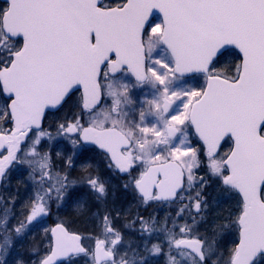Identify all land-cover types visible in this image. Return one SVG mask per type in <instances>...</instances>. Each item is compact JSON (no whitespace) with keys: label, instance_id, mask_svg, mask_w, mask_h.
<instances>
[{"label":"snow or ice","instance_id":"1","mask_svg":"<svg viewBox=\"0 0 264 264\" xmlns=\"http://www.w3.org/2000/svg\"><path fill=\"white\" fill-rule=\"evenodd\" d=\"M6 3L0 9V92L8 100L0 112L6 121L0 125V178L15 163L33 173L38 167L41 179L23 219L9 228L7 209L0 219V264L12 233L21 235L49 216L53 196L60 200L67 189L66 176L45 186L52 176L41 142L51 136L41 121L46 109L67 104L76 92L81 96L72 120L59 125L61 133H77L74 148L91 144L103 150L110 168L132 177L144 203L187 200L177 217L187 213L190 223L173 221L178 230H163L168 264H209L225 230L238 238L227 256L212 264H264V0ZM154 12L161 14L159 22H150ZM229 46L238 50L241 62L234 73L223 74L216 70L217 58ZM159 49L164 55L156 58ZM194 73L203 75L204 87H176ZM134 88L151 90L138 113L130 96ZM188 127L200 148L188 140ZM222 142L232 147L220 155ZM201 167L205 176L197 175ZM213 178L237 200L238 211L222 217L226 223H216L212 238L201 239L194 226L204 218V192ZM87 183L98 196L106 194L99 178ZM104 223L105 235L93 248L63 223L45 229L47 251L39 264H73L81 255L91 264H147L161 254L159 243L145 244L148 256L136 252L125 259L119 255L120 233L108 216ZM156 231L155 222L141 218L142 235Z\"/></svg>","mask_w":264,"mask_h":264},{"label":"rangeland","instance_id":"2","mask_svg":"<svg viewBox=\"0 0 264 264\" xmlns=\"http://www.w3.org/2000/svg\"><path fill=\"white\" fill-rule=\"evenodd\" d=\"M1 7L5 8L4 5ZM163 55L164 53L162 49H159L157 50L156 53H154V56L156 58H161ZM233 58L234 55L232 52H228L224 56L220 57V59L216 63V70L219 71L220 68L225 66L227 63L233 61ZM230 73H234V72L230 70V72L228 71L223 74H230ZM203 78H195V77H190V79L183 78V80L179 82L176 85V87L200 89L201 87L205 86V78L204 79ZM146 92L148 93V98H150L151 96L150 89L134 88L130 91V96L135 101V104L133 105L134 108L139 110L141 107H143L142 100L144 99V94ZM74 102L75 99L72 98V100L69 101L67 104H65L60 111L49 115L48 118L46 119V124L43 127V129L51 136V139L45 137L41 142L42 154L44 152H47L50 155L51 167L49 171L52 176V180H48V178L45 179L49 183H54L55 178L57 176L61 178L66 176L67 177L66 183L68 185L63 195V198L57 200L54 195L51 202H54L57 206H61V208L65 211V216H68L69 218L71 216L73 223H76L77 225L84 227L85 230L88 232L90 231L88 235L83 234L84 243L87 245L88 248H93L95 239L97 237L100 238L104 237L105 235L104 217L108 216L109 224L111 226H114V228L120 233L122 237L121 244L119 245L120 256H123L125 259H128L134 253L138 252L140 254V257H145L148 256V253L144 250V245L146 244L148 248H151L153 244L159 243L162 246L163 249L162 252L166 251V254L164 255V259H165V257L168 256L169 249L167 246V241L163 230L166 227L173 229V221H176L177 225H183L186 221L190 223L187 213H185L183 217H177L178 209L184 203H187V200L177 201L172 206L158 207L153 205L152 203L142 202V200L138 198L135 192H133L132 190H127L128 191L127 192L125 190L126 188H123L125 190L124 192L118 191L120 192V194L118 195L117 192H106V194L102 197L98 196L97 193L94 191L92 192L87 191L86 193L80 192L81 188L76 187V185L78 184V179L76 178L77 176L76 171L79 168V164L77 161L78 147L74 148L71 143V139H73L74 137H70L67 133H61L59 131L60 124L72 120V117L75 114L73 110ZM2 107H3L2 100L0 98V108ZM173 107L175 108V105ZM0 125H3V120H0ZM186 134L188 140L192 143V145L194 147L199 148L196 145V142L194 140L195 137L190 127L186 129ZM226 148H228V145H226V147H224L223 150H226ZM223 154L224 153L222 154L220 153V155ZM201 158L202 159L205 158L203 154L201 155ZM69 160L71 161V163H69ZM53 165H56V167L52 168ZM26 166L27 165H21L20 167H16L12 171L11 175L7 179V184H6L7 187L11 185L9 183L10 177H12L14 174L22 175L23 167ZM196 171L198 176H205L204 167H201ZM37 172L40 174L38 167H37ZM24 174L26 173L24 172ZM25 184H28L27 180ZM216 185L215 183L210 182L206 187L205 192H207L208 189L210 188L213 191L214 196L224 195L223 193L218 194V189H217L218 185L217 186ZM30 189H31V185H30ZM30 189L23 188L21 190H17L16 192L12 193L13 199L11 204L22 203L24 207L29 205L30 202L32 201V193L34 194L35 197L38 187L32 190V193ZM93 194L99 197L97 200V203L99 205H95V207H98L96 208L97 209L96 213L94 214L93 212H91L92 217L84 213L81 214L80 213L81 206H83L82 202L88 200V198H93L94 197ZM222 197L224 199H220V202L221 201L225 202L226 197L224 196ZM217 202L219 201L213 199V204H216ZM26 210L27 209L19 211L17 212V214L15 213L8 215L9 228L17 224L19 220L23 219L21 213ZM82 212H84V210ZM50 215L54 217L53 221L58 220V218L52 212H50ZM77 215L83 216V220L79 219ZM157 217H167V219L162 221L160 224H157L156 221H154L155 220L154 218ZM222 217H226V215L212 216L211 213L209 214V217L207 218V221L205 223L202 222V220L198 219L197 222L198 224L194 226L196 234L202 237L204 230L208 231V229L206 228L213 222V218H215L216 221H220ZM141 218H143V221L148 222L149 224L155 222V227L157 228V231L154 232L151 236H148L146 234L142 235ZM92 219H96L97 224L93 225ZM82 221L84 224L79 223ZM223 222L224 221L222 220V223ZM50 224L51 222L47 221L46 217H43L35 221L31 226H29L27 231H25L23 234L16 235L13 232L12 244L9 247L7 254L2 257L3 264H39L41 257H43L47 251L48 240L46 238V234L44 230L49 229ZM173 230L176 231L178 229H173ZM94 231L97 232L94 233ZM229 231H231V234H233L232 239H234L235 231L226 230L225 233L228 234ZM204 237H202L201 239H203ZM208 237L212 238L210 234ZM0 239H2L1 236ZM226 239L227 237H224L223 241H225ZM173 255H175V252H173ZM213 256H217V253H215ZM177 259H180V257L177 256ZM148 261H150V258L148 259ZM212 261H214V259ZM73 264H91V258L89 256L77 258L74 259Z\"/></svg>","mask_w":264,"mask_h":264},{"label":"flooded vegetation","instance_id":"3","mask_svg":"<svg viewBox=\"0 0 264 264\" xmlns=\"http://www.w3.org/2000/svg\"><path fill=\"white\" fill-rule=\"evenodd\" d=\"M121 2V0H105V3L107 4H112V5H116L119 4ZM159 18L158 17H154L151 22H159ZM239 62H240V58H239ZM126 82H128L129 84H133L135 83L134 78L131 77H125L124 78ZM0 96L1 92H0ZM74 99L75 101L79 100L80 96H81V92H76L74 95ZM3 99V98H2ZM4 104H5V108L7 106L5 100H3ZM1 109V108H0ZM137 113H138V109ZM82 123L86 124L87 123V117L84 118V120L82 121ZM6 124V121L3 120V125ZM8 127H11L10 124L7 125ZM77 133H73V137H76ZM77 160H78V164H79V168L77 169V173H78V184L77 186L79 188H88L91 189L89 184L87 183V180L89 177H97L99 178V180L101 182H103L106 191L110 190L115 191L116 189L120 190L123 188H126V190H134V186L131 184V180L132 177L128 176L127 174L121 175L119 173V171H117L115 168H110L109 165V161L106 158V155L102 152H100L96 147L91 146V145H83L81 144L80 146H78L77 149ZM14 164L7 169L6 171V175L7 176L12 169L14 168ZM138 175V172L134 171L133 172V176ZM5 176L2 180V178H0V196L2 194V188L6 187L7 181L5 179ZM9 176V175H8ZM2 180V181H1ZM9 183H15V185L17 184V177L14 176L13 178L10 177L9 179ZM125 185H128V187H125ZM6 189V188H5ZM7 192V191H6ZM5 191L3 193H6ZM1 204V203H0ZM16 205V203H15ZM11 208V207H10ZM16 212V208L13 209ZM5 212V208H2V206L0 207V218L2 216L1 219H3V215ZM8 215H11V213L8 211ZM165 229H170L169 227H166ZM226 242H223V244H218V247L220 249H218L217 251V256H212L211 259L209 260V264H212V260H216L218 261L221 256L226 257L228 252L231 250L229 248V245H226ZM166 254V251L161 252V254H159L158 256H153L150 257V261H147V264H168V256L165 257L164 259V255Z\"/></svg>","mask_w":264,"mask_h":264},{"label":"trees","instance_id":"4","mask_svg":"<svg viewBox=\"0 0 264 264\" xmlns=\"http://www.w3.org/2000/svg\"><path fill=\"white\" fill-rule=\"evenodd\" d=\"M62 219H64L65 225L67 227H69L70 229L75 230V231H79V232H82V233L86 232V230H85L84 227H81L80 225H77L76 223H73L72 222L73 220L71 218L62 217ZM79 223L84 224L83 221L82 222H79ZM86 233H88V232H86Z\"/></svg>","mask_w":264,"mask_h":264},{"label":"water","instance_id":"5","mask_svg":"<svg viewBox=\"0 0 264 264\" xmlns=\"http://www.w3.org/2000/svg\"><path fill=\"white\" fill-rule=\"evenodd\" d=\"M1 1L6 2V0H1ZM154 14H159V15L161 16V14L158 13V12H154L153 15H154ZM153 15H152V16H153ZM152 16H151V17H152ZM151 17H150V18H151ZM161 17H162V16H161ZM150 18H149V19H150ZM229 47H231V46H229ZM229 47H228V48H229ZM232 48H233V47H232ZM226 49H227V48H226ZM224 50H225V49H222L221 51H224ZM194 74H198V73H194ZM189 75H193V74H188V75H186V76H189ZM4 96L7 98L6 94H4ZM60 107H61V106H58V107L55 108V109H52V108L46 109V110H45V114H46L47 112H54V111L58 110ZM45 114H44V116H45ZM43 118H44V117H43ZM42 124H43V119H42V121H41V125H42ZM193 129H194V128H193ZM194 132H195V131H194ZM222 143H223V142H222ZM222 143H221V144H222ZM100 150H101V149H100ZM101 151H103V150H101ZM139 195H140V194H139ZM157 202H164V201H157ZM54 226H55V225H54ZM54 226H53V227H54Z\"/></svg>","mask_w":264,"mask_h":264},{"label":"bare ground","instance_id":"6","mask_svg":"<svg viewBox=\"0 0 264 264\" xmlns=\"http://www.w3.org/2000/svg\"><path fill=\"white\" fill-rule=\"evenodd\" d=\"M94 211V210H93ZM92 211V212H93ZM217 222H220V221H216V219L215 218H213V222L206 228V229H208V231L209 232H207L208 234H210V235H212V236H214V234H215V225H216V223ZM222 223V222H221ZM220 238V236L217 238V239H219ZM226 245H228V244H226Z\"/></svg>","mask_w":264,"mask_h":264}]
</instances>
